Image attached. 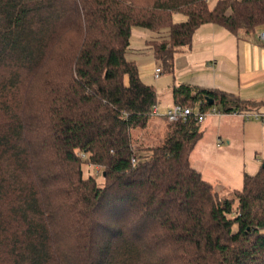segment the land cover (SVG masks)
<instances>
[{
  "label": "trees",
  "instance_id": "obj_1",
  "mask_svg": "<svg viewBox=\"0 0 264 264\" xmlns=\"http://www.w3.org/2000/svg\"><path fill=\"white\" fill-rule=\"evenodd\" d=\"M206 22L247 38L264 0H0V264H264V162L221 196L189 162L200 124L153 122L156 91L126 56L146 29L172 72ZM172 98L241 105L188 84Z\"/></svg>",
  "mask_w": 264,
  "mask_h": 264
},
{
  "label": "crops",
  "instance_id": "obj_2",
  "mask_svg": "<svg viewBox=\"0 0 264 264\" xmlns=\"http://www.w3.org/2000/svg\"><path fill=\"white\" fill-rule=\"evenodd\" d=\"M212 1L213 5L215 0ZM262 30L264 26H259L247 38H237L223 26L203 23L194 31L190 47L174 54L172 72L160 70L158 76L150 46L156 35L139 27L131 30V60L137 64L142 81L154 87L159 109L174 103L172 88L179 84L223 91L241 101L230 112L209 114L205 117L209 119L199 123L203 124L202 135L189 155L190 165L219 194L239 189L243 173L254 174L264 162V122L231 112H264V40L259 38ZM160 119L152 117L153 122Z\"/></svg>",
  "mask_w": 264,
  "mask_h": 264
},
{
  "label": "built area",
  "instance_id": "obj_3",
  "mask_svg": "<svg viewBox=\"0 0 264 264\" xmlns=\"http://www.w3.org/2000/svg\"><path fill=\"white\" fill-rule=\"evenodd\" d=\"M259 38L264 40V30L259 33ZM160 72V68L156 67L155 69V76H158ZM203 100H199L196 102L195 111L193 107L190 106H183L178 103H173L171 106L166 108L163 113L160 112L159 106L157 103H154L150 109V115L152 117H160L165 118L168 121H175V120H185L188 116L193 115L195 120L200 123L207 115L214 114V115H221L226 113L223 109L216 107L215 105H204ZM230 112V111H229ZM233 114H239L244 119H258L264 122V112L258 110H243V111H231Z\"/></svg>",
  "mask_w": 264,
  "mask_h": 264
},
{
  "label": "rangeland",
  "instance_id": "obj_4",
  "mask_svg": "<svg viewBox=\"0 0 264 264\" xmlns=\"http://www.w3.org/2000/svg\"><path fill=\"white\" fill-rule=\"evenodd\" d=\"M212 3H213V1L212 0H208V4H209V6H211L212 5ZM174 20H182V19H184V16L182 15V14H179V13H176L175 15H174ZM134 50L131 48V47H129L128 48V51H127V58L128 59H132V56H131V54H132V52H133ZM146 57H147V54L145 55V59H146ZM147 67V64L145 65V68ZM145 68H144V70H145ZM148 68V67H147ZM193 109L196 111L197 110V108L196 107H193ZM160 112L161 113H163L164 112V109H160ZM207 119H209V117H207V118H205V121L207 120ZM161 120V119H160ZM159 120V121H160ZM204 121V122H205ZM162 124V123H161ZM200 126H203V124H201ZM162 128V127H161ZM154 129V128H153ZM158 130H160V129H158V128H155V130H151V132H150V135H147L148 134V130H144L143 132H141L140 134L141 135H143V137H144V142L145 143H149L150 145L151 144H154V143H156V142H158L161 138H162V136H161V133L158 131ZM83 173H84V175L85 176H88V175H92V176H94L95 178H96V180L98 181V182H102V177H101V175H100V173H101V171H100V169L99 168H97V167H93V166H91V165H83ZM221 196H226V197H229V196H231L232 195V192H231V190H229V191H226L225 193H221L220 194Z\"/></svg>",
  "mask_w": 264,
  "mask_h": 264
},
{
  "label": "water",
  "instance_id": "obj_5",
  "mask_svg": "<svg viewBox=\"0 0 264 264\" xmlns=\"http://www.w3.org/2000/svg\"><path fill=\"white\" fill-rule=\"evenodd\" d=\"M212 102H213L212 99H208L209 104H212ZM262 166H264V163L262 164Z\"/></svg>",
  "mask_w": 264,
  "mask_h": 264
}]
</instances>
